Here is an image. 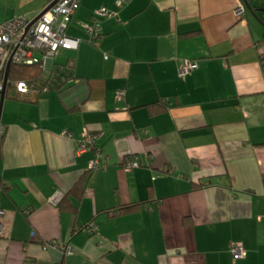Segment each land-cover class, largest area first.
Wrapping results in <instances>:
<instances>
[{"label": "crops", "instance_id": "1", "mask_svg": "<svg viewBox=\"0 0 264 264\" xmlns=\"http://www.w3.org/2000/svg\"><path fill=\"white\" fill-rule=\"evenodd\" d=\"M52 1L7 0L0 21ZM237 7L82 1L68 28L80 44L60 62L74 59L75 81L4 103L0 264H264V26ZM100 8L110 14L91 42L85 24ZM187 59L198 68L182 77ZM162 99L169 109L152 116L145 105ZM86 131L102 160L74 215L59 204L99 155L79 150ZM130 159L141 165L127 170Z\"/></svg>", "mask_w": 264, "mask_h": 264}, {"label": "built area", "instance_id": "2", "mask_svg": "<svg viewBox=\"0 0 264 264\" xmlns=\"http://www.w3.org/2000/svg\"><path fill=\"white\" fill-rule=\"evenodd\" d=\"M83 0H59L53 7L44 13L38 20L33 22L26 16H17L7 21H0V95L5 89V74L8 63L12 65H32L42 64L45 69H51V74L41 81L18 80L8 81V90L21 98L34 99L43 91L52 89H62L68 83L74 82L75 61L68 59L66 64L60 65L57 62V56L61 49H77L80 39L72 37L68 33V28L74 15L81 6ZM237 11L243 15L247 9L243 0H237ZM126 0H118V5L122 6ZM106 8L97 9L90 23L85 24L87 33L90 35V41L94 42L101 36L100 17L109 15ZM198 68L196 60L187 59L179 68L181 76H191ZM117 97L123 100L126 97V90L118 91ZM148 133L146 129L143 130ZM98 134L85 132L84 139L80 142V151H86L90 146L97 143ZM99 155L91 164V168H98L102 160L101 150ZM138 159H130L124 163L127 170L139 167ZM6 211L0 208V233L2 231L1 218ZM95 225H91L93 230ZM63 245V244H62ZM67 254L73 253V248L63 245ZM246 244L242 241H236L232 246V253L236 260L246 256Z\"/></svg>", "mask_w": 264, "mask_h": 264}, {"label": "trees", "instance_id": "3", "mask_svg": "<svg viewBox=\"0 0 264 264\" xmlns=\"http://www.w3.org/2000/svg\"><path fill=\"white\" fill-rule=\"evenodd\" d=\"M5 21H7V20H5ZM189 35H192V34H189ZM58 63L60 65H63V64H66L67 62L66 63L58 62ZM45 70L46 69L43 67L42 64L20 65V64L14 63L12 65L11 71H10V81H18V80L41 81L42 79L47 78V76L45 74ZM182 77H187V76H182ZM74 78H75V75H74ZM57 90H59V89H57ZM42 92H44L43 89H42ZM41 93H39V94H41ZM7 94H8L7 95L8 97L18 98V96L14 95L10 91H8ZM24 99H32V98L28 97V98H23V100ZM169 106H170V103L167 99L166 100H164V99L157 100L155 102H151V103H148L145 105V107L148 109L149 113L152 116H156V115H159V114L166 112L169 109ZM94 134H98V133H94ZM3 138H4V133L0 134V155L2 153ZM83 139H84V136L82 139L79 140V150H80V142ZM88 149H95L96 151L100 150L98 147V140H97L96 144L90 146ZM95 172H96V168L90 167V170L85 172L79 178V180L76 182V184L72 187V189H70L66 193V195L62 198V200L60 201V204H59V207L62 211H67V212H70L74 215L78 214L79 209H80V203L83 201V199L87 195L90 181L94 177ZM203 185H204V183H202V182L196 183V184H194V188L199 189ZM153 202H154V198L151 196L150 199H148V201H141V202L122 205V206H120L118 214L126 215V214H132V213L138 212L142 208L146 207L148 204H154ZM153 206L154 205H152L151 208H153ZM44 244H45V242H44ZM61 264H65V262H63Z\"/></svg>", "mask_w": 264, "mask_h": 264}, {"label": "water", "instance_id": "4", "mask_svg": "<svg viewBox=\"0 0 264 264\" xmlns=\"http://www.w3.org/2000/svg\"><path fill=\"white\" fill-rule=\"evenodd\" d=\"M59 0H53L37 17L33 19V22L38 20L44 13H46L51 7H53ZM246 9L250 13H252L257 19H260V16L258 15L259 12H264V6H258L253 4L249 0H244ZM261 21V19H260ZM262 25L264 26L263 21H261ZM12 67V62L10 61L7 65L6 74H5V89L2 91L0 95V132H1V126H2V116H3V108L4 103L7 99V92H8V81L10 78V71Z\"/></svg>", "mask_w": 264, "mask_h": 264}, {"label": "rangeland", "instance_id": "5", "mask_svg": "<svg viewBox=\"0 0 264 264\" xmlns=\"http://www.w3.org/2000/svg\"><path fill=\"white\" fill-rule=\"evenodd\" d=\"M5 1H7V0H2V2L0 1V11H2L3 9L2 8H4V6H5V4H6V2ZM264 13V12H263ZM248 14L250 15V14H252V13H250L249 11H248ZM259 16H260V19H261V21H263V23H264V20L262 19V17H261V15L260 14H258ZM252 16L255 18V20L258 22V23H260L261 25H262V23H261V21H260V19H257V17H255L253 14H252ZM1 20V19H0ZM68 51L69 50H66V49H61L60 50V53L58 54V56H57V62L59 61V62H62L63 60H65V58H66V56L68 55ZM67 62V61H66ZM66 62H64V63H66ZM45 74H46V76L47 77H49L50 76V74H51V69H46L45 70ZM9 91V90H8ZM43 93V92H42ZM8 95V94H7ZM8 97V96H7ZM8 99H10V100H13V101H24L23 100V98H21L20 96H18V98H12V97H8ZM9 100V101H10ZM3 111H4V109H3ZM4 114V113H3ZM2 120H3V116H2ZM2 132V131H1ZM1 132H0V134H1Z\"/></svg>", "mask_w": 264, "mask_h": 264}]
</instances>
